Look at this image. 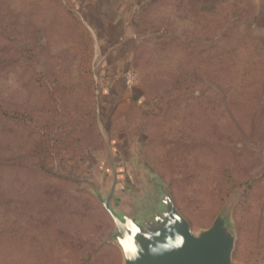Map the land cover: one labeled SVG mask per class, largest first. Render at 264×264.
<instances>
[{
  "label": "rangeland",
  "instance_id": "obj_1",
  "mask_svg": "<svg viewBox=\"0 0 264 264\" xmlns=\"http://www.w3.org/2000/svg\"><path fill=\"white\" fill-rule=\"evenodd\" d=\"M3 108L33 121L0 114V264H80L93 245L90 264H122L92 190L112 165L122 210L155 204L159 178L196 232L228 208L232 264H264V0H0ZM78 108L81 169L53 153L42 171L40 131Z\"/></svg>",
  "mask_w": 264,
  "mask_h": 264
},
{
  "label": "water",
  "instance_id": "obj_2",
  "mask_svg": "<svg viewBox=\"0 0 264 264\" xmlns=\"http://www.w3.org/2000/svg\"><path fill=\"white\" fill-rule=\"evenodd\" d=\"M112 177L108 192L97 186L92 190L115 225L114 232L108 237L110 242L118 245V238L131 235L133 227L137 230V242L144 252L135 262L128 261L126 264H232L237 238L228 208H224L208 228L196 232L159 178L152 179L159 191L157 202L146 210L128 213L115 203L120 181L113 165ZM174 229L184 237L183 245L163 255L149 254L148 245L152 241L146 238L161 234L154 239L163 240L165 230Z\"/></svg>",
  "mask_w": 264,
  "mask_h": 264
},
{
  "label": "trees",
  "instance_id": "obj_3",
  "mask_svg": "<svg viewBox=\"0 0 264 264\" xmlns=\"http://www.w3.org/2000/svg\"><path fill=\"white\" fill-rule=\"evenodd\" d=\"M76 112L77 116L69 115L64 120H58L56 127L57 131L54 132L52 130L54 123L51 122H47L42 128V131H40V138L35 142L30 152L37 158V165L42 171L54 174L53 167L48 161V158H52L53 153L60 157L61 165L69 171L75 173L76 170L81 169L83 157L79 153V146L85 131L82 122L83 118L86 117V112L83 108H78ZM0 114L4 119H13L22 124L33 121V115L26 111L3 108ZM75 157H78V162H75ZM98 249L99 247H97V245H93L91 249L83 250L80 264H90L92 257L97 253Z\"/></svg>",
  "mask_w": 264,
  "mask_h": 264
},
{
  "label": "clouds",
  "instance_id": "obj_4",
  "mask_svg": "<svg viewBox=\"0 0 264 264\" xmlns=\"http://www.w3.org/2000/svg\"><path fill=\"white\" fill-rule=\"evenodd\" d=\"M161 234H157L152 238H146L152 243L148 245V252L151 255H163L175 249H179L184 243V237L176 231L165 230L163 240L154 239ZM116 243L120 246L123 264L128 261L135 262L137 258L144 252V248L137 242V230L135 227L131 229V235L126 234L123 238H118Z\"/></svg>",
  "mask_w": 264,
  "mask_h": 264
},
{
  "label": "built area",
  "instance_id": "obj_5",
  "mask_svg": "<svg viewBox=\"0 0 264 264\" xmlns=\"http://www.w3.org/2000/svg\"><path fill=\"white\" fill-rule=\"evenodd\" d=\"M135 81V74L133 73H128L127 74V82L129 85H131Z\"/></svg>",
  "mask_w": 264,
  "mask_h": 264
},
{
  "label": "crops",
  "instance_id": "obj_6",
  "mask_svg": "<svg viewBox=\"0 0 264 264\" xmlns=\"http://www.w3.org/2000/svg\"><path fill=\"white\" fill-rule=\"evenodd\" d=\"M238 264H243V263L239 262Z\"/></svg>",
  "mask_w": 264,
  "mask_h": 264
}]
</instances>
